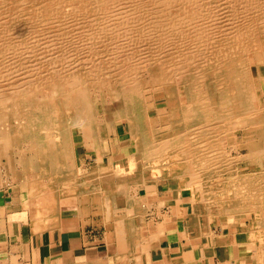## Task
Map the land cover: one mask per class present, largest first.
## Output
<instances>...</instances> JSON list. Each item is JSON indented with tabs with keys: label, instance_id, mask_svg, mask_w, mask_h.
Segmentation results:
<instances>
[{
	"label": "bare ground",
	"instance_id": "1",
	"mask_svg": "<svg viewBox=\"0 0 264 264\" xmlns=\"http://www.w3.org/2000/svg\"><path fill=\"white\" fill-rule=\"evenodd\" d=\"M25 1L46 3L43 8L34 6L36 16L53 12L63 18L56 7L61 0H0V69L11 75L18 68L25 69L26 75H9V87H0V161L7 158L14 177L23 180L22 188L33 194L42 184L58 189L67 181L81 182L75 173L73 139L64 120L94 124L99 110L89 90L90 85L100 83V113L115 122V127L126 123L129 138L135 140V151L127 154L126 162L162 169L182 187H190L194 214L202 228L209 226L210 214L219 220L222 214H233L238 228L249 217L250 226L244 230L260 241L256 254L259 264H264V0H86L83 6L80 1L69 13L72 20L62 19L64 26L73 27L62 30V37L42 35L30 22L9 19L22 11ZM108 4L126 6L119 14L111 8L118 20L105 22L115 28H100L98 16L96 22L88 21L94 16L88 18L89 12L100 14L101 6ZM108 11L102 16H115ZM81 25L95 28L83 30ZM73 31L94 35L71 38L67 34ZM111 31L125 36H101ZM168 46L178 52L182 67L173 68L163 61ZM103 49L106 52L99 61L97 55ZM127 50L131 51L128 56ZM8 52H14L17 60L7 64ZM22 52L64 53L44 68L33 65L27 70L19 65ZM66 52H88L89 62L63 58ZM4 74L0 73V80ZM155 88L162 96L156 95L149 106L145 91L154 93ZM161 99L166 106L159 108ZM91 132L94 138L100 136L102 147L106 133L94 125ZM113 133L118 134L117 130ZM118 148L124 150L122 144ZM12 149L19 150V158L12 157ZM120 179V185H127L125 178Z\"/></svg>",
	"mask_w": 264,
	"mask_h": 264
},
{
	"label": "crops",
	"instance_id": "2",
	"mask_svg": "<svg viewBox=\"0 0 264 264\" xmlns=\"http://www.w3.org/2000/svg\"><path fill=\"white\" fill-rule=\"evenodd\" d=\"M120 139L114 133L100 147V136H82L74 153L80 183L42 184L33 194L0 184V264H250L242 233L210 217L202 228L192 190L154 167L127 163L135 150H120ZM41 198L47 204H37Z\"/></svg>",
	"mask_w": 264,
	"mask_h": 264
},
{
	"label": "rangeland",
	"instance_id": "3",
	"mask_svg": "<svg viewBox=\"0 0 264 264\" xmlns=\"http://www.w3.org/2000/svg\"><path fill=\"white\" fill-rule=\"evenodd\" d=\"M80 1H82V3H80V4H82V6L83 5H85V4H88V2L86 3V0H61L60 1V3H58V5L56 6L57 7V12H58V10H59V12L60 13H62V15H63V18H61L62 16H57L56 15V13H47V12H45L42 16L41 15H39V16H36V15H34L36 12V8L34 7V6H37L38 5V7L39 6H41L42 8L45 6V4H41V5H39V2H29V1H25V4H27V5H25L24 3L22 4L23 6H21V9H22V11L21 10H19V14L16 16L15 15V17L13 16V17H9V19L11 18L12 20H16V19H21V21L23 22V21H25V23H27V22H30V23H32V24H30V25H33V27L36 29V30H38V31H42V35H50V36H52V37H62V35H63V33H62V30H66V27L69 29V30H71V29H73V27H71V24H68V25H66V26H64L61 22L64 20V21H71L70 20V16H69V13L70 12H72L73 10H75V7H76V5H78V3L80 2ZM27 2V3H26ZM30 3V4H29ZM28 4H29V6H28ZM61 4V5H60ZM69 4V5H68ZM61 6V7H60ZM67 6V7H66ZM110 6V7H109ZM112 6V7H111ZM116 7H113V5H107V6H105V5H103V6H101V7H103L102 9L104 10V7L107 9V11L108 10H110L112 13H114L115 14V11H117V14H119V12H121L122 11V9H123V11L122 12H124V10H125V8L124 7H126L125 6V4H121V5H115ZM118 6V7H117ZM29 7V8H28ZM72 7H74V8H72ZM72 8V9H71ZM111 8H114V10L112 11V9ZM23 9H25V11L26 12H24L23 11ZM34 9V10H33ZM62 9H63V11H62ZM106 9L103 11V10H101L100 11V14H96L95 12L94 13H91V12H89V14H88V18H91V16L94 14V16L92 17L93 19H88V21L90 22V21H94V22H96L97 20H95L96 18L99 20V18H100V21H102V24H104V25H100V28H108L109 27V29H110V27L111 28H115L113 25V27L112 26H110V25H107V22H105V20H108V22L109 23H111L112 21H115L116 19L118 20V17L116 16V14H115V16H112V17H110V18H108V19H106L105 17H103L102 16V12H105L106 11ZM117 9V10H116ZM121 11H120V10ZM68 10V11H67ZM21 11V12H20ZM34 11V12H33ZM88 11H91V9H88ZM126 11V10H125ZM179 12L178 10H176V9H174V12ZM109 12V11H108ZM175 12V13H176ZM24 15H23V14ZM28 14V15H27ZM53 14V15H52ZM68 14V15H67ZM111 14V13H110ZM113 14V15H114ZM27 15V17H25ZM48 15V16H47ZM50 15H51V17H50ZM67 17H66V16ZM21 16H23V18L21 17ZM29 16H30V18H29ZM46 16V17H45ZM54 16V17H53ZM69 16V17H68ZM99 18H98V17ZM35 17V18H34ZM37 17V18H36ZM39 17V18H38ZM41 17V18H40ZM103 19H102V18ZM52 18V19H51ZM66 18V19H65ZM105 18V19H104ZM113 18V19H112ZM34 19V20H33ZM55 19V20H54ZM61 19V21H59V20ZM63 19V20H62ZM69 19V20H68ZM110 19V20H109ZM47 20H49V21H47ZM87 20V19H86ZM112 20V21H111ZM119 20H121V17H119ZM59 21V22H58ZM80 21H82V20H80ZM85 21V20H84ZM46 24H45V23ZM52 22V23H51ZM59 23V24H58ZM106 23V24H105ZM45 24V25H44ZM39 25V26H38ZM58 25V26H57ZM226 25H227V23H226ZM41 26V27H40ZM48 26V27H47ZM49 26H51L50 28H49ZM82 27H80V28H86L85 26H83V25H81ZM102 26V27H101ZM70 27V28H69ZM227 27H229V26H227ZM77 28V27H76ZM95 28V25H91V26H88V28H86V29H94ZM42 29V30H41ZM51 29V30H50ZM83 29V30H84ZM57 32H56V31ZM107 30V29H106ZM112 30V29H111ZM44 32V33H43ZM46 32V33H45ZM53 32V33H52ZM59 32H61V33H59ZM56 33V34H55ZM58 33V34H57ZM91 32H88V34L87 33H84V34H80V33H76V31H73V32H70V33H68L67 35L68 36H70L71 38H75V37H79V36H85V37H87V36H90V35H92V34H90ZM111 33H112V35H111ZM90 34V35H89ZM113 34H115V35H113ZM55 35V36H54ZM94 35V34H93ZM92 35V36H93ZM113 36V37H111V38H114V36H115V38H117L116 37V35H117V33L116 32H110L109 34L107 33H105L104 35L102 34L101 36H103V37H110V36ZM118 35H119V33H118ZM117 35V36H118ZM124 34H120V37L119 38H121L122 36H123ZM125 36V35H124ZM71 38H68V40L69 39H71ZM123 38V37H122ZM108 42H110V41H108ZM108 42H106V44L108 45ZM110 44H112V42H110ZM103 45H104V43H103V41H101L100 42V46L101 47H103ZM171 47L172 46H168L167 48H166V52H168V53H164V58H163V61H167V64L168 65H170V67H173V68H177V66L176 65H178V66H180L181 65V67H182V64H181V60H180V58H178V52H177V50H176V52L177 53H175V51L173 50V48L171 49ZM170 48V49H169ZM101 49V48H100ZM171 50V51H170ZM148 50H146V51H144V52H147ZM106 52V50H100V52H98V55H97V59L100 61V57L102 56V55H104V53ZM109 52V51H108ZM129 52V53H128ZM130 52L131 51H129V50H127V56L130 54ZM23 53V52H22ZM27 53V54H26ZM61 54H63L64 52H60ZM59 52H24L23 54H24V56H23V54H22V57H19L18 58V61L20 62L19 63V65H20V67H22V68H24V67H26L27 68V70L29 69V67H32V68H38V67H40L41 65H42V68H44L45 67V65L46 64H48L50 61H52V60H54V58L56 57V56H58L59 54H60ZM70 53H71V55H70ZM84 53V54H83ZM100 53H101V55H100ZM8 55H6V57L4 58V59H6V58H8V59H10V60H7L6 59V61H9V62H7V64L8 63H10V62H13V60L15 61V59L17 60V56H16V54H14V52H8L7 53ZM33 54H37L36 56H34V57H32V55ZM56 54V55H55ZM66 55H68V56H63V58H65L66 57V59L70 56V57H73L74 59H72L73 61H75L76 63H79V62H81V64L82 63H88L89 62V54H88V52H77V53H75V52H66L65 53ZM31 55V56H30ZM55 55V56H54ZM75 55V56H74ZM100 55V56H99ZM170 55V56H169ZM9 56V57H8ZM167 56H168V58H167ZM14 57V58H13ZM43 57V58H42ZM83 57H85V58H83ZM86 57H87V59H86ZM51 58V59H50ZM25 59V60H24ZM177 59V60H176ZM12 60V61H11ZM35 60V61H34ZM64 60V59H63ZM24 63H23V62ZM30 61V62H29ZM84 61V62H83ZM86 61V62H85ZM34 63V64H31V63ZM172 62V63H171ZM22 63V64H21ZM27 63H29V64H27ZM24 64V65H23ZM26 64V65H25ZM19 65H17V66H19ZM33 65H34V67H33ZM38 65V66H37ZM164 65H165V63H164ZM44 66V67H43ZM176 66V67H175ZM2 66L0 65V68H1ZM84 67H85V65H84ZM82 68V67H81ZM179 68V67H178ZM19 69V68H18ZM18 69H16L17 70V72L15 71L14 73L12 72V75H15V76H17V78H22L23 76H24V74H25V69H21V70H19L18 71ZM26 70V71H27ZM192 70H193V67H192ZM3 72L5 73L4 75H3V80H0V87H3L4 89H6L7 87H9V85H8V82H9V80L7 79V77H10V76H12L11 75V71H9L8 72V70H7V73H6V71H3L2 69H0V73L1 74H3ZM10 73V74H9ZM8 75V76H7ZM10 75V76H9ZM19 75H20V77H19ZM23 75V76H22ZM22 76V77H21ZM26 76V75H25ZM24 76V77H25ZM6 78V79H5ZM19 80V79H18ZM4 85V86H3ZM88 85H90V84H88ZM155 92L153 93V92H150V90H147L146 89V91H145V98H146V104H148L149 106H153V102H154V100H155V98H156V95H157V97L159 98V97H161L162 96V92H157L156 91V88L155 89H153ZM158 90V89H157ZM99 92V93H98ZM157 92V93H156ZM94 93H96V94H94ZM153 93V94H152ZM89 94H90V97H91V100L93 101L92 103H93V105L95 106V107H97L98 108V110H99V113L97 112V118L95 119V121H94V124H92V125H94L95 127H98L99 129H100V127L103 129V131L106 133V135L104 136V137H110L112 134H114L113 133V130H117V132L119 133V135H120V140H122L121 142V144L124 146V147H129V150H134L135 149V140H133V139H130L129 138V133L126 131V129H127V125H126V123H123V124H120L119 123V125L117 124V127H115L116 126V123L114 122V124H113V122L112 121H110V120H105V116L103 117L102 116V113H100V109L102 108L101 107V102H100V100H101V96H100V83L99 84H97V85H90V90H89ZM97 95H99V97L97 96ZM93 96H95V97H93ZM98 97V98H97ZM95 98V99H94ZM185 97L183 96V101L185 100L184 99ZM99 100V101H98ZM185 102V101H184ZM157 106H159V108H161V107H164V106H166V101L165 100H159V102L157 103ZM156 110L154 109V108H152L151 109V115H153V116H155L156 115ZM65 119V118H64ZM63 119V120H64ZM67 119V118H66ZM64 120L65 121V123H66V125L68 126V129L70 130V135L72 136L71 137V140H72V145H73V154L76 152V147H77V145H79L78 143H80V141H81V138H82V136L81 135H88V134H91V130H92V125H91V123L90 122H87V123H78V122H75V121H72L71 119H69L68 118V120ZM75 124H74V123ZM102 122V123H101ZM110 122V123H109ZM77 123V124H76ZM106 123V124H105ZM112 124V125H111ZM73 125V126H72ZM77 125H78V127H77ZM104 125V126H103ZM72 128H71V127ZM115 128V129H114ZM107 129V130H106ZM106 130V131H105ZM72 133V134H71ZM75 133V134H74ZM107 134H109V136L107 135ZM78 142V143H77ZM127 143V144H126ZM18 151L19 150H17V149H12L11 150V155H13L12 157L13 158H15V157H17V158H19V153H18ZM242 151H244V152H246L245 151V149L244 150H242ZM26 153H29L28 151L26 152ZM6 164V165H5ZM0 180H2L3 181V184H7L6 186H8V188L9 189H11V190H14V191H18V190H22L23 188H22V186H21V182L23 181H21V179H17L16 177H14L15 176V171H13L12 169V171L14 172V173H12V171L8 168V165H7V158H5V157H3L2 158V161H0ZM6 166V167H5ZM17 169L19 168V169H21L22 167L21 166H17L16 167ZM153 168V167H152ZM155 168V167H154ZM156 169V171L157 172H159L160 173V171L157 169V168H155ZM161 172H163V170L161 169ZM19 183V184H18ZM21 183V184H20ZM190 188V187H189ZM191 189V188H190ZM210 198V197H209ZM208 198V200H206V202L209 204V202H210V199ZM234 215L233 214H222V217H221V221L224 223V227L225 228H227V229H230V228H233V230L234 231H236V232H239V233H242V234H240L239 235V237L247 244L246 246H247V250H248V254H249V257H250V264H259V259H258V255L256 254V247H260L261 245V243H260V241L258 242V241H255V238L253 237V236H250L244 229L245 228H247L248 226H250L249 224H250V218L249 217H245L244 218V221L242 220V222H243V228H238V222L236 221V220H234V217H233ZM254 216V215H253ZM209 217H210V220H212V222H216V221H218L219 223H221L220 222V220H219V216H217L216 214H210L209 215ZM233 222H236V223H233ZM230 223V224H229ZM245 227V228H244ZM241 230H243V231H241ZM256 233H257V230H256ZM246 238V239H245ZM251 241H253V243L251 242ZM256 243V244H255ZM255 246H254V245ZM249 245V246H248ZM254 247V248H253ZM252 248L254 249V250H252Z\"/></svg>",
	"mask_w": 264,
	"mask_h": 264
}]
</instances>
